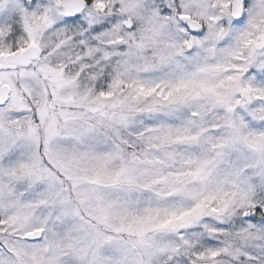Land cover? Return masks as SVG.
Masks as SVG:
<instances>
[{
	"label": "rangeland",
	"instance_id": "obj_1",
	"mask_svg": "<svg viewBox=\"0 0 264 264\" xmlns=\"http://www.w3.org/2000/svg\"><path fill=\"white\" fill-rule=\"evenodd\" d=\"M100 1L99 22L115 23L85 47L41 17L38 71L0 107V264L237 259L214 226L243 220L264 191V84L247 78L264 67V0L241 26L233 0H183L203 37L163 23L153 0Z\"/></svg>",
	"mask_w": 264,
	"mask_h": 264
},
{
	"label": "snow or ice",
	"instance_id": "obj_2",
	"mask_svg": "<svg viewBox=\"0 0 264 264\" xmlns=\"http://www.w3.org/2000/svg\"><path fill=\"white\" fill-rule=\"evenodd\" d=\"M97 7V0H84L83 8L79 12L67 14L63 4L57 0H9L8 3L0 6V28L9 32L12 36H18L23 33L25 21L29 17L37 14H44L52 11L57 17V23L52 31L59 35L64 33L65 36H72V44L85 47L103 32L110 29L115 18L110 21L96 22L93 9ZM250 0H243L242 8L244 12L239 17L231 20L233 26H241L248 18L245 13L250 9ZM165 11H169L165 9ZM229 24V20L223 18L221 26ZM204 31L194 33L198 37L204 36ZM247 78L260 81L264 84V67H252L247 72ZM260 107L264 109V97L261 98ZM244 118L251 122L254 117L248 113ZM264 124V121H261ZM240 215L243 217L239 223L251 230L257 237L251 243L239 245L242 255L238 260H226V264H264V191L261 197L255 201L254 207L250 210H241ZM230 230L229 224H220L217 231ZM211 243V241H210ZM199 249H193V253L186 258L184 264H198L195 254Z\"/></svg>",
	"mask_w": 264,
	"mask_h": 264
},
{
	"label": "flooded vegetation",
	"instance_id": "obj_3",
	"mask_svg": "<svg viewBox=\"0 0 264 264\" xmlns=\"http://www.w3.org/2000/svg\"><path fill=\"white\" fill-rule=\"evenodd\" d=\"M62 1L63 0H57L58 3H61ZM82 1L84 2V0ZM8 2L9 0H0V6ZM151 4H153L155 9L154 10L151 6V11L159 13L162 16L163 23H180V17L182 16H188L199 23H206L200 22L188 14H184L182 6L183 0H153ZM250 4H253V2L250 1ZM101 5V1L99 3V0H97V7L93 9V11L96 12V22H99V7ZM121 6L122 5H119V7ZM165 9H168L169 11L166 12ZM45 15L48 16L47 12L41 15L37 14L33 17H29L28 19H26L24 31L18 36H12L7 30L0 28V89L5 87L9 89V98L4 105H0L1 108L6 107L10 104V102L12 101L13 91L21 90L24 88V72L36 73L38 71L36 64L40 61L42 54L44 53V48L39 44L37 38H40L42 36L40 35L42 34L40 30V21L41 17H45ZM49 23H55V20H50ZM218 23H221V21H219ZM27 32L32 33L33 37L35 38V41L24 45L23 41L25 33ZM263 36L264 25L262 26V34L260 36V39L258 40V43H260ZM26 40H28L27 34ZM31 47H37L40 50V55L37 60L30 61L29 63L24 64V60H22L19 55ZM205 48L206 46L201 48L199 51H202ZM258 52L263 53L264 48L262 50H258ZM15 130L21 132L22 127L18 125Z\"/></svg>",
	"mask_w": 264,
	"mask_h": 264
},
{
	"label": "water",
	"instance_id": "obj_4",
	"mask_svg": "<svg viewBox=\"0 0 264 264\" xmlns=\"http://www.w3.org/2000/svg\"><path fill=\"white\" fill-rule=\"evenodd\" d=\"M243 0H233L232 1V17L235 19L236 17H239L242 12H244V9L242 8ZM61 4L64 5L67 14H71L73 12H79L83 8V1L82 0H63ZM181 23L189 30L191 33H196L199 31H203V26L193 20L192 18L188 16H183L180 18ZM264 48V36L261 39L260 43L257 46L258 50H262ZM40 55V50L37 47H31L27 49L25 52L19 55V57L24 60V64L29 63L30 61L37 60ZM244 97L246 100L249 99V94L245 91ZM9 98V89L8 88H2L0 89V105H4ZM43 236V231L39 230L33 233H29L25 236L26 241H39L41 237Z\"/></svg>",
	"mask_w": 264,
	"mask_h": 264
},
{
	"label": "trees",
	"instance_id": "obj_5",
	"mask_svg": "<svg viewBox=\"0 0 264 264\" xmlns=\"http://www.w3.org/2000/svg\"><path fill=\"white\" fill-rule=\"evenodd\" d=\"M189 112H190V110L189 109H187V108H185L184 109V113L185 114H189ZM201 123V122H200ZM202 123H204V122H202ZM210 125V124H209ZM190 125H183V126H181L180 125V127H182L181 129H186L185 130V132H186V134L183 136V140H188L189 138H187L186 136L190 133V131L189 130H187V128L189 127ZM205 126V125H204ZM206 128V127H205ZM191 130V129H190ZM196 142H199V140H196ZM201 144L199 143V144H197V149L199 150V152L201 153V151H202V148H203V146L201 145ZM195 148V147H194ZM194 150H196V148L194 149ZM168 175V174H167ZM253 187H256L255 189H259L260 187H258V186H253ZM257 190H256V192H257ZM243 192H241L240 194H239V196L242 198V196L243 195H241ZM238 196V195H237ZM241 211V210H240ZM239 211V212H240ZM186 212H188V211H181V213H186ZM238 212V213H239ZM181 213H178V214H181ZM240 219V218H239ZM239 221L240 220H235L234 218H232V220H229V219H226L225 221H223L222 223H219V225L220 224H229V226H230V230H226V231H218L219 233H218V235H219V237L220 238H217V239H214L213 240V243L214 244H217V245H219V244H224L225 242L227 243H229V246H231V244L233 245V248L234 249H236V250H238L239 251V254H237V255H239L238 257H237V259H236V257H235V255H231L230 253H228V255H227V259H229V258H231V260H233V261H235V260H238L239 258H240V256L242 255V252H241V249H240V247H239V245H244V244H246V243H251L252 241H250V240H247L248 238H250V239H252V238H254V233L252 234V235H250V231L251 230H249L247 227H245L243 224H241V223H239ZM242 221V220H241ZM211 224H213V226L214 225H217V224H214V223H209L208 225H211ZM218 225V226H219ZM214 228H215V230H217V228L214 226ZM223 235H226V238L228 239V240H224L223 239ZM2 245V247H5L4 246V244L2 243V241L0 240V246ZM218 250H219V247L217 248ZM221 249V248H220Z\"/></svg>",
	"mask_w": 264,
	"mask_h": 264
}]
</instances>
